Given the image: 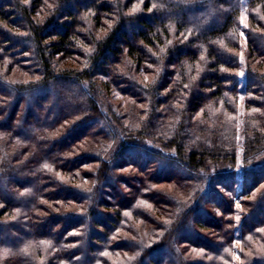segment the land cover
<instances>
[{"label": "trees", "instance_id": "16d2710c", "mask_svg": "<svg viewBox=\"0 0 264 264\" xmlns=\"http://www.w3.org/2000/svg\"><path fill=\"white\" fill-rule=\"evenodd\" d=\"M25 1L0 0V47L12 45L11 50L32 52L39 69L33 72L41 75L34 82L17 84L0 73V96L6 100L0 101L2 113L14 109L19 100L26 104L13 126L3 128L7 119L0 120V148H8L0 159L1 213H12L10 221L0 220V236L5 238L0 241V257L3 251L18 257V262L13 256L5 263L38 264L34 254L49 251L47 244L54 251L47 264H233V244L238 241L244 247L236 249L241 259L242 250L256 254V258L251 256L239 264H264V189L256 195L264 184V74L251 65L244 75L237 74L240 58L230 50L241 49L243 31L248 40L247 55L264 63V34L257 31L264 29V0H145L142 11L134 15L124 11L129 3L124 0H31L33 7ZM3 3L10 12L1 7ZM246 7L252 9L248 27L241 22ZM39 10L46 11L40 12L44 14L41 22ZM84 13L91 15L95 27L84 23ZM102 15L117 20L98 39L95 29L104 21ZM14 18L17 21H11ZM7 21L16 22L27 33L5 30ZM172 29L177 34L172 36ZM186 31L190 32L187 39L176 42L174 38ZM152 48L158 49V57L148 52ZM75 55L84 59L80 72H56L57 57L70 59ZM123 55L132 62L124 75L130 87L128 96L148 100L147 126L137 134L120 123L117 111L113 112L94 90L96 76L107 79V91V81L121 79L110 72V63ZM148 61L152 66L160 65L153 85L131 80L133 62L141 69ZM168 65L178 68V73L166 72ZM10 66L7 64V69ZM238 101L245 106L243 127L237 123ZM33 108L42 113L33 117ZM161 108H165L163 113ZM132 109V115L139 116L138 110ZM202 109L205 114L195 127L194 114ZM72 114L82 118L65 133H58L61 123ZM171 117L177 118L172 124L168 122ZM163 118L171 125L166 135L161 134L158 123ZM85 126L96 131L90 139L116 142V147L111 153L112 147L108 151L100 147L83 158L98 164L93 172L73 171L69 176L79 156L67 157L63 151ZM21 130L27 137L19 135ZM205 132L209 135L200 143L193 138ZM239 134L243 136L241 179L235 169L225 171L219 164L236 167L241 150L237 148ZM26 152H30L28 160ZM126 158L155 167L159 179L154 176L156 180H149L175 183L184 200L157 193L154 184L140 179L138 183L144 188L124 197L112 188L116 180L112 171ZM16 161L20 164L15 165ZM58 174L69 176L68 180ZM239 181L241 209L234 200ZM51 188L54 191L47 192ZM105 188L118 193L114 220L100 214ZM42 198L56 203L67 200L84 209L63 213L48 207L51 213L38 218L36 209H40ZM207 204L219 214H211ZM105 219L108 221L102 222ZM205 227L220 233L218 242L202 236L198 229ZM73 237L79 241L68 244ZM260 240L261 250L256 249ZM184 244L203 250V259L192 262L180 246ZM117 255L120 261L113 262Z\"/></svg>", "mask_w": 264, "mask_h": 264}, {"label": "rangeland", "instance_id": "374dc122", "mask_svg": "<svg viewBox=\"0 0 264 264\" xmlns=\"http://www.w3.org/2000/svg\"><path fill=\"white\" fill-rule=\"evenodd\" d=\"M124 1H126V3L129 2L126 10H124V11H127L126 13L130 14V15L140 13L144 7V2H145V0H124ZM25 2L29 3V5L31 4L33 7L31 0H26ZM4 4L6 5V3H3V5H1V7L4 8L5 11L10 12V9H8V7L4 6ZM251 10L252 9H250V8L248 9L246 7L242 11L241 22H242V26H244V27H248V25H249V12H251ZM255 10H258L259 12L261 11L260 8H257ZM255 10H253V11H255ZM40 12H46V11L39 10L38 13H40ZM43 16H44V14H41V13L39 14V20H40L39 22L43 21V19H42ZM102 16H103L104 21L101 22V24H100L101 26L99 25L100 27L98 28V30L95 29L96 37L98 39H102L105 36L106 31L108 30V27L117 20L116 17H113L114 19H111L107 15H102ZM90 17H91V15L84 13L82 15V20L85 21L84 23H86L89 28L93 27V25L95 27V24H94V22H92L90 20ZM11 21H13V22L17 21V19L14 18ZM11 21H9V22L7 21L5 24H3L5 30H9V31L13 32V34H19V35L20 34L25 35L27 33V31H28L27 29H24L21 26L17 25L16 22L11 24ZM19 27H21L22 29L20 30ZM257 31L264 34V29H262V30L259 29ZM173 32L177 34V31L172 29V31H171L172 36L174 35ZM189 35H190V32L186 31V34L184 32H181L174 39L176 42L182 43L184 40L187 39V37ZM240 36H241V40H242V43H241L242 45L240 47L241 49H237V50L236 49H230L240 58L241 64L239 65L238 70H235L236 73L244 75L243 73L251 65L252 68L255 69V71H257L259 74H261V75L264 74V67H263L264 63H263V61L259 60L257 58L250 59L249 56L247 55V53L249 51H248V46H247L248 40H247L246 34L243 31H241ZM11 47H12V45L0 47V57H1L0 73L7 75L9 80L14 81L17 84H25V83L34 82L36 80H39L41 75L34 73L35 71L36 72L39 71V69L36 68V66L34 65V61L32 60V55H31L32 52L24 54L23 53L24 51H21L18 49L11 50ZM79 51H81V49L78 50V52ZM148 52L151 55H155L156 57H158V52H159L158 49L152 48ZM57 58L59 60V63H58V67H59L58 69L59 70L56 69L57 67L55 68V70H57L56 71L57 73L58 72L61 73L65 70L72 72V73L80 72L84 68V65H85L84 59L81 56L78 57L75 55L73 58H70V59H61V56L57 57ZM131 63H132L131 60L126 55L114 57L113 61L110 63V72H112V74H114L116 78L121 76V79L115 80L116 81L115 83H113L112 80H109L111 82L107 81V83H109V87H110V91H107V89L104 86V84L106 82L105 80H107V79L103 76H96L95 77L96 85H94V90H96V93H97L98 98L100 100H102L106 105L107 104L111 105V107L114 108L113 112L117 111L118 115L120 116V118H119L120 123L126 129H128V127L133 128V131H131L130 133L137 134V132L140 131L139 129H141L143 127L145 128L147 126V124L145 123V120H147V118L149 116V115H147V112H146V109L148 107L146 102H148V100L137 99V98H134L132 96H128V91H129L130 87L126 84V78H124V75H125L126 69L130 68L129 66L131 65ZM133 63H134V67L131 71V74H132L131 80H134V81L136 80L138 83L153 85V83L155 82L154 77L156 76L157 69L160 68L159 67L160 65L158 66L157 64L155 65L154 63H152V64H154V66H152L151 63L148 61V63L141 66V69H140V68H138L137 64H135V62H133ZM7 64H9V65L11 64L12 66H10V68L7 69V67H6ZM4 65H5V67H4ZM258 67H261V68L258 69ZM165 70H166V72H170V73L173 72L172 74L178 73V72L175 73L178 70V68L172 67L169 65L167 67H165ZM0 101L6 102V100L2 99V96H0ZM210 102H212V101H210ZM238 105H239L240 111H239L237 123L240 127H243V125H244V118L243 117H244V107L245 106H244L242 101H238ZM163 107H164V105H163ZM132 108H136L138 110V112L140 113L139 116L138 115H132L133 111H134V109H132ZM24 109H26V104H24L22 100H19L18 102H16V107L12 110L10 109V111L7 114H5L4 112L2 113V110H0V120L3 119L4 117L7 119V121L4 122L5 124L3 125V128H6V127L9 128V127L13 126L14 124H16L17 121L20 119V116H21L20 114L22 113V111ZM33 109H34L33 110V117L42 113L35 108H33ZM164 111H165V108L160 109V112L163 113ZM204 114H205V112L203 109L199 110L196 114H194L193 126L196 127L195 122H197V120H201V118L204 116ZM72 115L73 116L71 118H69L68 120H66V122L64 121L63 123H61L62 124L61 127L57 130L58 133H60V134L65 133L67 128H69V126L71 124H73V122H76L77 120H80L82 118L81 114H72ZM32 120L33 119H31V121ZM165 120H168V119L163 118L158 122V123H161L160 125L162 126V127L160 126L162 129L161 130L162 135H166V134H168V132H170V129H171L170 123L172 124L173 122H175L177 120V118H174V117L169 118V120H168V122H170L169 124L164 123ZM209 127L210 126H208L206 129L209 132H211L212 130ZM57 132H54V135L57 136L58 135ZM81 132H83L81 135L80 134H74L73 135L72 141H68L66 143V146L69 147V149L66 147V148H64L65 151H63V152H66L67 157L75 156L74 158H76L79 156L78 157L79 161L70 167L71 170L68 172V175L73 174L72 173L73 171L78 172V173H81V172L82 173H91V172H93L94 170H96L99 167L98 164L95 162H92V160H91V162H89V159H87L88 161H86L83 158H89L90 156H87V155H91V152L96 151V149L97 150L100 149V147L102 148V150L104 148H106L105 149L106 151H108L109 147H112L110 153L113 152V150L116 147V145H115L116 142H115V144H113L109 140H107V141L106 140L105 141H102V140L94 141V140L90 139L91 135L93 133H96V131L92 130V129L90 130L89 126H87V127L85 126V129L81 130ZM209 132H205V133L199 134V135L194 134L193 138L195 140H197L198 142L199 141L201 142L204 138H206V135L207 136L209 135ZM19 135H21L23 137H27L26 131H22V130L19 131ZM2 138L5 139V137H2ZM153 139H157V137H154ZM149 141H152V140L150 139ZM237 141H239V142H237V148L239 147L241 150L239 149L240 151L238 152V162L236 164V167H234V168L227 167L224 164V162H221V161L219 164L222 165L220 169L225 170V171L229 170L231 172V170L235 169V171H237V173H238V178L241 179V175L243 173V167H244V160L242 158L243 157V152H242L243 136L241 134L238 135ZM92 142L94 143V145L92 144L93 147L91 146ZM152 144L147 143V146L156 147V146H153ZM12 149H14L13 146L11 147L10 150H12ZM5 150H8V148H6V146L5 147L3 146L0 148V159L3 158L2 154ZM29 153L26 152L24 154L25 159L30 157ZM26 161H24V163ZM14 164L19 165L20 162L16 161ZM156 170L157 169H155V167L154 168L145 167V165H143L142 162L140 163L138 160H136L134 158H126L123 161L121 160L118 163H116L115 168L112 171V174L116 176L115 183H112V186H113L112 188H116V191L121 192L124 197H127L130 194H132L136 189L139 190V189L144 188L143 185L140 186L138 183V179H140L143 183L145 182L148 184H151V183L154 184V189H155V191H157V193L168 194V195L174 196L180 200H184V196H183L182 192L178 189V187L175 185V183L165 182L163 179L159 180L158 182L155 181L154 183L149 180V179H155L156 180V178L159 179V176H156V174H158L156 172ZM61 176H62V178L64 177L68 180L69 176L64 175V174H62V175L58 174V177H61ZM154 176H156V178H154ZM83 183L88 184L89 182L84 181ZM235 188H236V195H237L236 197H234L235 206L238 209H241V207H242L241 202H240L241 198L238 197L241 195V182L240 181L236 185ZM262 189H264V184L260 185L259 189L256 192V195H258V193H260L262 191ZM49 191H54V189L51 188L47 192H49ZM3 192H4V189H3ZM117 195H118V193H116L115 190H111L109 188H105V190L102 192L101 198H102L104 204H103V207H100V212H101L100 214L102 216H104V218L107 216L108 217L107 219H110V218L113 220L116 219V215H115L114 211L117 209V207H116V205H117L116 202H118V196ZM256 195H255V197H256ZM144 196H146V194H144ZM47 199L48 198H42V200L40 201V203H41L40 209L39 208L36 209V212L39 215L38 218H40V216H41V218H43V217H45V215L47 216L49 213H51V211L47 209L48 207L52 208V209H56V208L62 209L61 212H63V213H72V212L80 213V212H78V210L82 211L84 209L83 205H77L76 206V205H74V203L72 204L71 202H69L67 200H62L60 203H56V201L55 202L54 201H48ZM2 208H3V201L0 199V220L10 221L12 219V213L10 211L9 212L4 211L1 213ZM206 208L208 209V211H210L211 214L212 213H214V214L218 213L219 214V211L215 210V208L213 206H211L210 204H207ZM156 217H157V215H156ZM107 219H105L102 222H105ZM226 223H230V221H228ZM46 227L49 228L50 224L46 223ZM59 228H63L62 225ZM84 229L85 228L80 229V232L84 233ZM139 229H140V227H139ZM198 230L201 232L202 236H205V238H208L209 240H211L213 242H218V238L220 237V233H218L216 230L209 229V227H205L204 229L202 228V229H198ZM94 231L99 232L96 229H94ZM82 233H81V236H82ZM143 235L147 236V232H144ZM4 239L5 238L3 236H0V241H4ZM148 240L150 242H152V239H150L149 237H148ZM77 241H79L78 237H73L72 239L69 240L68 244H74ZM258 242H260V245L258 243H256L255 247H257V244H258L259 247H257L256 249L260 248L259 250H261L262 249L261 240ZM7 243L10 244V242H7ZM45 243H49V242H45ZM49 245H50V243H49ZM94 245L97 247H102L97 243ZM148 245H150V243ZM233 245L236 249L238 248V250H240V251L242 248H244L243 245L238 241L234 242ZM45 246L49 251L45 250L44 253H35L34 254L35 259H36L38 264L49 263L50 257H52L51 253H54V251L53 250L51 251V249L48 247L47 244ZM180 246L182 248H184V250L186 251V256L189 259H191L192 262L202 260L203 257L205 256V252L203 250L193 249L192 247H190L189 245H186V244L180 245ZM236 249H234V251H232V260L235 263H238V264L242 263V262H244V259L250 258L251 256H252L251 258H256L255 257L256 254L251 255V250H245V251L242 250L244 257L242 256V259H241L240 254L238 253V251ZM13 256H14V253L7 252V251L1 252L0 264H6L5 262L8 259L12 258ZM14 257H15V261L18 262L17 261L18 257H16V256H14ZM120 259H121V257L118 255L115 256L114 258H112L113 262H116V261L118 262V261H120ZM205 261H207V259H205ZM234 262H233V264H234ZM7 264H9V263H7ZM55 264H57V263H55Z\"/></svg>", "mask_w": 264, "mask_h": 264}]
</instances>
